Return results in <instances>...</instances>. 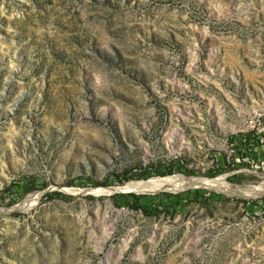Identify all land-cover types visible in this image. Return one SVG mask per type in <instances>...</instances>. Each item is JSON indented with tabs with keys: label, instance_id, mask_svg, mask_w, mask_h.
<instances>
[{
	"label": "rangeland",
	"instance_id": "rangeland-1",
	"mask_svg": "<svg viewBox=\"0 0 264 264\" xmlns=\"http://www.w3.org/2000/svg\"><path fill=\"white\" fill-rule=\"evenodd\" d=\"M262 92L264 0H0V264H264V193L105 192L264 190Z\"/></svg>",
	"mask_w": 264,
	"mask_h": 264
},
{
	"label": "bare ground",
	"instance_id": "bare-ground-1",
	"mask_svg": "<svg viewBox=\"0 0 264 264\" xmlns=\"http://www.w3.org/2000/svg\"><path fill=\"white\" fill-rule=\"evenodd\" d=\"M189 187H207L211 189L223 192L226 195H238L242 197L258 196L264 193V190L253 188L250 186H235L228 184L224 177H218L215 179H203L199 177H185L183 175H175L166 178H156L149 181H137L130 182L126 186L121 188H115L105 191L106 193H112L114 191H133L137 193L141 192H156L159 190H173L179 191ZM98 192V191H97ZM38 195H32L27 198L19 208H24L31 203L37 201ZM4 210L0 209V215Z\"/></svg>",
	"mask_w": 264,
	"mask_h": 264
},
{
	"label": "built area",
	"instance_id": "built-area-1",
	"mask_svg": "<svg viewBox=\"0 0 264 264\" xmlns=\"http://www.w3.org/2000/svg\"><path fill=\"white\" fill-rule=\"evenodd\" d=\"M248 128L251 131L264 133V92L258 97V102L248 118Z\"/></svg>",
	"mask_w": 264,
	"mask_h": 264
}]
</instances>
